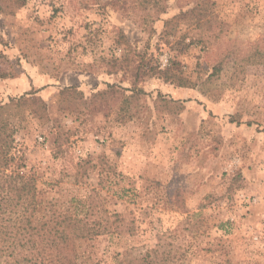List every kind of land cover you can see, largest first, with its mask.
Returning <instances> with one entry per match:
<instances>
[{
    "label": "rangeland",
    "instance_id": "rangeland-1",
    "mask_svg": "<svg viewBox=\"0 0 264 264\" xmlns=\"http://www.w3.org/2000/svg\"><path fill=\"white\" fill-rule=\"evenodd\" d=\"M206 1L0 0V120L34 223L106 227L78 264H264V0ZM196 3L213 21L179 16ZM29 92L46 113L10 104Z\"/></svg>",
    "mask_w": 264,
    "mask_h": 264
},
{
    "label": "trees",
    "instance_id": "trees-1",
    "mask_svg": "<svg viewBox=\"0 0 264 264\" xmlns=\"http://www.w3.org/2000/svg\"><path fill=\"white\" fill-rule=\"evenodd\" d=\"M194 1V0H192ZM208 7V1L202 0ZM154 6L159 5V0H152ZM196 3L187 12L180 13L179 16L186 17L195 13L196 23L200 27L199 20L209 17V12L199 9ZM164 8H161V10ZM209 20V21H210ZM208 24V19L205 24ZM180 87H186L178 84ZM110 87V86H108ZM114 87H110L113 92ZM83 97L82 93L75 87H65L59 90V97L71 94ZM114 93H117L114 90ZM36 92H29L25 95L11 99L10 104L15 106H31L32 113L41 116L47 112V106L42 99L35 96ZM119 111H127V106L131 101V96L123 93ZM107 91H99L92 98L100 99L107 96ZM0 120V264H78L74 249L76 240L86 239L91 236L102 234L106 227H101L99 223L92 224L87 216L79 218L71 216L68 209L52 217L48 221L34 223V213L39 203L35 199L36 186L35 178L24 172V166L18 163L11 154L13 136L15 130L13 126ZM8 134L4 136V132ZM5 139V140H4ZM116 217L115 215L106 218V223ZM156 253L154 250L148 252V256Z\"/></svg>",
    "mask_w": 264,
    "mask_h": 264
},
{
    "label": "built area",
    "instance_id": "built-area-1",
    "mask_svg": "<svg viewBox=\"0 0 264 264\" xmlns=\"http://www.w3.org/2000/svg\"><path fill=\"white\" fill-rule=\"evenodd\" d=\"M166 61H167V60H164V62H166ZM164 64H165V63H164ZM39 141L42 142L43 140L40 138Z\"/></svg>",
    "mask_w": 264,
    "mask_h": 264
}]
</instances>
